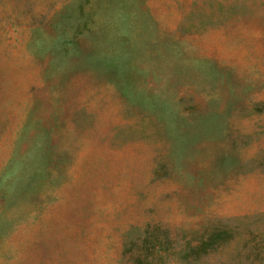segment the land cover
I'll list each match as a JSON object with an SVG mask.
<instances>
[{
  "label": "rangeland",
  "instance_id": "obj_1",
  "mask_svg": "<svg viewBox=\"0 0 264 264\" xmlns=\"http://www.w3.org/2000/svg\"><path fill=\"white\" fill-rule=\"evenodd\" d=\"M0 264H264V0H0Z\"/></svg>",
  "mask_w": 264,
  "mask_h": 264
},
{
  "label": "trees",
  "instance_id": "obj_2",
  "mask_svg": "<svg viewBox=\"0 0 264 264\" xmlns=\"http://www.w3.org/2000/svg\"><path fill=\"white\" fill-rule=\"evenodd\" d=\"M205 233L206 235L203 236L200 238V241L195 244V245H191L189 243H186V246L184 247V249L181 251V252H178V257L180 259H184V260H194L196 258H198L201 254H203V252H207V248L205 246H213L212 244L213 243H216V242H219V241H225L227 239L230 238V231L228 229H225L223 227H216V226H213L212 228L210 229H206L205 230ZM150 241L151 243V240L150 239H144V242H148ZM159 242V241H158ZM154 244L155 242L153 241L151 243V248L154 247ZM160 244V242H159ZM163 249L161 247V245H159L158 248H156L155 250H150L148 253H145L143 257H140L139 255H137L135 257V260L136 261H141L143 260V258L147 257L148 255L151 256L152 259L156 258H161V255L159 253V251Z\"/></svg>",
  "mask_w": 264,
  "mask_h": 264
}]
</instances>
